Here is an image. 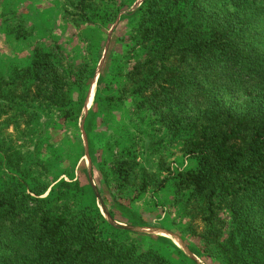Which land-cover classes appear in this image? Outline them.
Returning a JSON list of instances; mask_svg holds the SVG:
<instances>
[{"label": "trees", "instance_id": "1", "mask_svg": "<svg viewBox=\"0 0 264 264\" xmlns=\"http://www.w3.org/2000/svg\"><path fill=\"white\" fill-rule=\"evenodd\" d=\"M251 8L264 14V0H145L130 34L145 58L129 73L128 98L140 109L192 112L193 164L163 182L172 178L178 201L202 223L203 253L224 264H264V32ZM20 77L37 80L38 96L65 121L81 115L84 95L70 97L51 52L36 50ZM7 85L0 77V99ZM114 169L125 188L131 160L120 157ZM81 191L64 180L33 185L12 168L0 188V264H175L110 227L96 205L74 204L71 193Z\"/></svg>", "mask_w": 264, "mask_h": 264}, {"label": "rangeland", "instance_id": "2", "mask_svg": "<svg viewBox=\"0 0 264 264\" xmlns=\"http://www.w3.org/2000/svg\"><path fill=\"white\" fill-rule=\"evenodd\" d=\"M144 1L0 0V77L8 82L0 99V188L12 168L33 185L78 183L74 204L96 205L110 227L144 247L175 264H224L203 253L202 223L178 201L172 178L163 182L193 164L185 149L192 112L140 109L128 98L129 73L145 58L130 36ZM248 14L264 32L262 11ZM36 50L53 54L74 101L84 95L77 119L65 121L44 92L38 96L37 80L20 77ZM43 88L47 97L51 87ZM174 118L184 125L167 123ZM123 156L135 171L119 189L114 166Z\"/></svg>", "mask_w": 264, "mask_h": 264}]
</instances>
